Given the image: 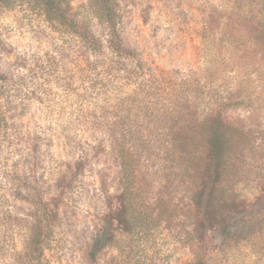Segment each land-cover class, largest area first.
I'll return each instance as SVG.
<instances>
[{
  "label": "rangeland",
  "instance_id": "obj_1",
  "mask_svg": "<svg viewBox=\"0 0 264 264\" xmlns=\"http://www.w3.org/2000/svg\"><path fill=\"white\" fill-rule=\"evenodd\" d=\"M67 2L82 14L88 0ZM118 3L122 45L168 88L191 77L202 89L191 99L198 113L212 99L248 138L232 151L235 210L217 216L196 205L197 161L180 180L157 148L137 152L128 210L112 142L160 137L165 114H144L143 94L128 96L135 77L79 62L75 43L50 28L37 3L0 0V264H264V0ZM93 30L105 39L102 27ZM40 203L49 232L30 247Z\"/></svg>",
  "mask_w": 264,
  "mask_h": 264
},
{
  "label": "trees",
  "instance_id": "obj_2",
  "mask_svg": "<svg viewBox=\"0 0 264 264\" xmlns=\"http://www.w3.org/2000/svg\"><path fill=\"white\" fill-rule=\"evenodd\" d=\"M31 1L39 5L50 28L68 36L75 43L79 62L93 70L107 71L114 78L117 75L126 76V79L135 77L131 84L134 88L128 96L134 92L143 94L141 102L144 106L141 110L144 114L151 115L154 109L165 114V118L157 120V128L165 130L160 137L130 133L128 139L124 135L112 142L120 167L122 196L128 210L133 211V198L136 195L137 169L141 158L137 152L145 151L150 157L152 149L157 148L163 151L165 160L171 163L180 180L188 175L191 165L197 161L200 166L197 177L199 184L192 191V201L196 205L206 202L207 209L217 216L233 212L235 208L230 205L236 201L238 192L236 189L230 191L227 185L230 175H235L230 169L233 165L232 151L236 142L249 140L223 108L210 99L205 112L199 114L197 101L191 99L198 97L201 100L202 89L192 83L191 77L167 81L171 84L168 88L154 69L147 67L122 45L118 31L121 20L118 0H88L79 8L83 10L82 14H75L67 0ZM93 24L103 28L105 39L95 34ZM4 82L5 78L0 74V129L1 124L6 122L1 103ZM153 96L160 101L150 106ZM196 137L201 143L198 155L194 151L196 146L192 144ZM30 217L28 243L32 247L43 244L49 232L47 213L42 203L36 206ZM96 244L97 240L89 253L92 260L95 259L93 248Z\"/></svg>",
  "mask_w": 264,
  "mask_h": 264
}]
</instances>
